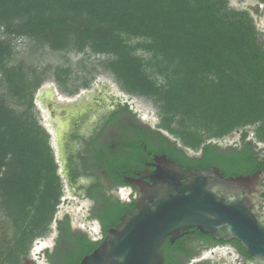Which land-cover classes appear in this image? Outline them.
Returning <instances> with one entry per match:
<instances>
[{
	"label": "trees",
	"instance_id": "16d2710c",
	"mask_svg": "<svg viewBox=\"0 0 264 264\" xmlns=\"http://www.w3.org/2000/svg\"><path fill=\"white\" fill-rule=\"evenodd\" d=\"M0 29V230L11 232L6 244L0 242V264H27L33 241L50 232L62 195L50 135L33 112L44 69L10 62L15 38L52 51L104 55L100 65L123 92L153 101L157 128L172 138L160 133L132 147L126 174L149 158L143 145L185 169L244 175L254 163L239 155L224 163L211 140L250 125L264 138V47L249 13L230 8L228 0H0ZM132 38L139 41L131 44ZM52 74L61 90L89 84L70 83L69 68L57 66ZM134 201L114 202L121 209L101 218L99 239L71 232L66 215L57 220L55 247L43 250L48 264H79ZM161 248L163 264H181V255L189 262L198 253L179 238L166 239Z\"/></svg>",
	"mask_w": 264,
	"mask_h": 264
},
{
	"label": "flooded vegetation",
	"instance_id": "af4514ba",
	"mask_svg": "<svg viewBox=\"0 0 264 264\" xmlns=\"http://www.w3.org/2000/svg\"><path fill=\"white\" fill-rule=\"evenodd\" d=\"M259 1L264 3V0ZM263 8L264 6L259 4L248 6L257 18L264 15ZM80 88L81 91H77L74 86L67 90L60 89L64 94L60 97L53 85L40 86L34 94V101L39 102L41 108L46 111L48 126L56 146L54 153L57 156L56 163L67 184L69 194L88 202L84 218L96 221L101 233V218L111 213L118 214L121 208L118 207L117 212V208H114L115 201L122 205L136 198L137 192L129 180L139 178L138 173L147 167L146 163L152 161L154 154L147 151L143 145L141 149L149 158L144 160L143 167L133 170L132 175L126 174V170L129 169L127 158L132 152V147L144 140L156 141V134L162 132L143 120L127 100L110 92L109 86L88 84L80 85L78 89ZM256 129L257 125L236 128L222 135L218 145L224 163L229 156L234 155L250 156L254 160V163L243 170L244 175L262 171L260 184L263 193L260 209L264 212V138L258 137ZM148 168L153 169V166ZM219 173L222 177L238 175L227 174L225 170ZM122 189H129L126 197L120 196ZM130 192L135 196L131 197ZM65 215L69 218L71 232H84L76 228L70 214L64 212L55 221L56 236L50 251L55 247V239L59 232L57 220L63 219ZM179 239L185 249L198 251L193 258H197L200 251L204 252L200 255L202 260H198L203 261V264H209L206 260L210 259L212 253L220 250L230 253L232 260L222 258L212 264H248L249 261L253 264H264V259L250 257L235 239H217L210 235L198 237L194 228ZM45 260L48 264L46 257ZM179 260L181 264L188 263L184 255H181Z\"/></svg>",
	"mask_w": 264,
	"mask_h": 264
},
{
	"label": "water",
	"instance_id": "95a60500",
	"mask_svg": "<svg viewBox=\"0 0 264 264\" xmlns=\"http://www.w3.org/2000/svg\"><path fill=\"white\" fill-rule=\"evenodd\" d=\"M146 166L129 180L137 192L133 207L79 264H163L162 243L191 228L235 239L250 257L264 259L261 170L222 177L215 167L185 169L164 154H154Z\"/></svg>",
	"mask_w": 264,
	"mask_h": 264
},
{
	"label": "rangeland",
	"instance_id": "374dc122",
	"mask_svg": "<svg viewBox=\"0 0 264 264\" xmlns=\"http://www.w3.org/2000/svg\"><path fill=\"white\" fill-rule=\"evenodd\" d=\"M259 4L260 6H264V3L259 0H228V5L230 8L235 10H244L249 13L251 18L253 19L255 28L257 30V37L259 43H261L264 47V15L257 16L248 9L249 5L255 6ZM1 36V29H0ZM139 41L137 38H132L128 40L129 43L133 44ZM12 58L11 63H17L22 61L25 66H32L37 68L38 70H43L45 73L44 81L40 86H49L53 85L58 92V95L62 97L64 94L61 92L60 87L54 80L52 71L53 68L59 66L63 68H69L70 76L69 82L74 85H80L84 79L89 80V86L91 85H107L110 88V92H114L119 98L123 100H127L128 103L138 112L143 120H146L151 127L157 128L159 124V117L157 108L154 105L153 101L137 95H132L123 92L117 82L115 81L112 74L105 70L100 63L104 61L107 57L104 55H93L85 52H77L75 50L68 51H52L47 47H37L33 45V43L27 37H18L13 39L12 41ZM138 54L147 56L142 51L138 50ZM80 88L77 91H81ZM8 104L12 107L18 108L13 102L8 101ZM33 112L38 122L46 129V131L50 135V145L55 153L56 146L53 141V134L51 129L48 126V120L46 116V111L44 108H41L40 103L37 101L33 102ZM162 134L172 138V136L165 130L160 129ZM214 142L220 143L218 138L211 139ZM192 154H198L199 150L189 149ZM54 157L57 158V156ZM57 160V159H55ZM60 175L61 184H62V195L60 197V202L57 206V210L54 216V220L50 225V232L42 237L36 238L32 246L29 250L28 255L23 259L24 263L27 264H47L45 257L43 255L44 249H51L54 238L56 236L55 232V221L59 217L62 216L64 212H68L71 216L72 222L76 228L84 231L91 239H99L101 237V233L99 232V227L96 221L86 220L84 217L87 212V208L89 206L88 202L82 200L76 196L69 194L68 187L66 182L63 179V176L58 170ZM129 193V189L120 190V196L126 197ZM130 196L134 197L135 194L130 192ZM3 222V217L0 215V226ZM1 229V228H0ZM11 232H2L0 230V242L6 244L9 241ZM204 252H199L196 256L197 258H192L187 264H203L201 254ZM209 252L207 251V254ZM210 255V254H209ZM208 255V256H209ZM222 258H229L232 260V255L224 250H220L219 252L212 253L210 255V259L206 260L209 264L217 260H221Z\"/></svg>",
	"mask_w": 264,
	"mask_h": 264
}]
</instances>
